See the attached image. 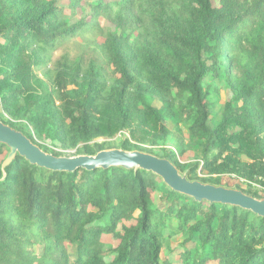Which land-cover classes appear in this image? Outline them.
<instances>
[{"label":"trees","instance_id":"16d2710c","mask_svg":"<svg viewBox=\"0 0 264 264\" xmlns=\"http://www.w3.org/2000/svg\"><path fill=\"white\" fill-rule=\"evenodd\" d=\"M79 4L66 6L89 20L61 0H0L4 122L55 155L95 154L112 144L96 139L128 130L121 148L166 144L189 179L264 185V0ZM208 78L230 92L218 119ZM186 148L195 157L182 163ZM6 153L0 144V264H264V217L249 210L196 201L143 169L52 171L20 155L2 169Z\"/></svg>","mask_w":264,"mask_h":264},{"label":"water","instance_id":"95a60500","mask_svg":"<svg viewBox=\"0 0 264 264\" xmlns=\"http://www.w3.org/2000/svg\"><path fill=\"white\" fill-rule=\"evenodd\" d=\"M0 144L7 148L2 162L4 169L16 155L23 156L29 163L52 171H74L78 168L92 170L121 166L126 169H143L156 174L169 188L192 197L196 201L219 202L239 206L264 217V198L254 196L243 189L220 184L189 179L187 173H181L173 161L138 149L109 147L95 154H77L73 156L55 155L43 150L23 131L11 126L0 118ZM3 175L5 173L3 171Z\"/></svg>","mask_w":264,"mask_h":264},{"label":"rangeland","instance_id":"374dc122","mask_svg":"<svg viewBox=\"0 0 264 264\" xmlns=\"http://www.w3.org/2000/svg\"><path fill=\"white\" fill-rule=\"evenodd\" d=\"M92 0H80V4L84 5L87 2H91ZM107 1V0H105ZM61 2L65 5L64 8V12L66 14H70L73 12V10L71 8H69L70 6H66L69 2V0H61ZM79 4V5H80ZM87 10L85 9L84 11L80 9V6L77 8H74V12H73V19L75 18H79L81 16H86L87 19H90V13L86 12ZM85 17V18H86ZM99 20L101 21V24H103V19L99 18ZM95 34V33H94ZM98 41H103L101 36H97ZM74 39H72L73 42ZM71 42V43H72ZM67 43L64 46L59 47L55 52H54V57H58L60 55V53L62 52L63 49H68L71 50L72 45L74 43ZM69 46V47H66ZM71 47V48H70ZM72 52H74V50H71ZM203 86L205 88H208L210 86V96H209V100L211 103V107H210V119H218L220 117V113H221V109L223 104L228 100L229 96H230V92L227 89V86L225 85V83L217 78L214 79H210L208 78L207 80H205L203 82ZM2 113L1 107H0V114ZM184 129V128H181ZM182 137L187 135V133L183 130L182 134L179 133ZM126 137H130L129 135V131L128 130H124L121 131L119 133H117L114 137L112 138H98L96 139L97 141H104V140H109L111 141V147H120L119 145V141L121 139H124ZM186 137V136H185ZM39 142V141H38ZM45 143H49V140L46 139ZM52 145V144H51ZM163 147L157 146L155 147H151L148 144H141L140 148H137L138 150L141 151H145V152H149L158 156H163L161 151H158L160 148H165V149H170V146L166 145V144H162ZM56 147V146H55ZM174 148H176V146H174ZM56 150L59 151L58 154L56 155H63V156H73V155H77V154H81L79 152L76 151V148H70V149H62L60 148V146L58 145L56 147ZM175 150V149H174ZM51 152V151H49ZM176 157L178 158V160L182 163H186V162H191L193 161L194 156V151H192L189 148H186V150L184 152H182L181 154H179V152H176ZM190 168L187 167L184 171H181V173H187L188 174V170ZM204 172L202 171H197V176H203ZM197 180H199L198 178H195ZM201 181V180H200ZM220 185L223 186H227V187H232V188H240V189H249L251 188V191L253 189H256L259 193H258V197L264 198V185L251 181V182H246L240 179L235 178L234 176L231 175H222L220 178ZM191 223V222H190ZM172 225H175V223H172ZM119 227V224H118ZM183 236L182 233H175L173 234L171 237L168 238V245L171 247H176L179 245V243L183 240ZM101 241L109 243L110 245L112 244L113 246H115L118 243V240L116 238H114L111 234H102L100 237ZM165 252V248L164 246L161 249V254H163ZM160 254V255H161ZM170 257H175V259L179 258L178 253L176 254V252H174L173 256L170 255ZM176 264H181L180 261H178Z\"/></svg>","mask_w":264,"mask_h":264}]
</instances>
